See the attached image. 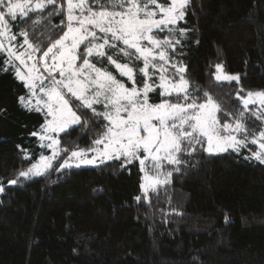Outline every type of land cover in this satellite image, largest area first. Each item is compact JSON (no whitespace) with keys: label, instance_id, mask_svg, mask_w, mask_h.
<instances>
[{"label":"trees","instance_id":"1","mask_svg":"<svg viewBox=\"0 0 264 264\" xmlns=\"http://www.w3.org/2000/svg\"><path fill=\"white\" fill-rule=\"evenodd\" d=\"M35 19L18 18L12 31L26 29L42 51L49 46L48 26L38 25L33 33ZM179 27L188 33L174 59L186 66L191 84L207 90L226 111L242 110L238 87L245 90L242 96L264 90V0H190ZM17 42L23 37L17 35ZM5 58L0 54V68ZM217 63L239 74V85H218L212 77ZM24 95L14 71H0V264H264V164L245 159L248 150L183 156L187 163L149 194L150 202L136 200L142 196L137 161L125 168L115 160L49 171L8 184L42 151L31 133L39 131L44 116L20 104ZM81 115L92 121L90 111ZM100 124L92 123L86 134L83 126L60 134V146L88 148ZM261 125L254 117L247 120L256 133Z\"/></svg>","mask_w":264,"mask_h":264},{"label":"snow or ice","instance_id":"2","mask_svg":"<svg viewBox=\"0 0 264 264\" xmlns=\"http://www.w3.org/2000/svg\"><path fill=\"white\" fill-rule=\"evenodd\" d=\"M189 4L190 0H0V54H6L0 71H14L28 89L19 97L20 104L44 116L39 131L31 133L39 137L38 160L8 184L49 171L62 173L115 160L125 168L138 161L144 175L142 196L136 200L150 202L149 194L167 185L173 171L187 163L182 157L198 150L239 154L251 143L258 150L245 159L264 164V128L256 133L247 126L250 117L264 123V90L242 96L245 90L238 87L235 95L242 110L233 115L207 90L191 84L186 66L174 59L188 33L179 23ZM32 15H37L33 33L38 25L48 26L49 46L38 59L41 45L30 42L29 32L12 31L18 18ZM61 15L60 24H51ZM58 31L62 35L52 40ZM165 32L168 35L161 38ZM140 62L143 66L136 67ZM212 77L218 85L240 82L239 74H228L220 63ZM156 96L159 102H153ZM84 111L91 112V122L78 114ZM92 123L100 124V131L87 149L60 146V134L70 135L79 126L86 134ZM166 166H174L173 171H165Z\"/></svg>","mask_w":264,"mask_h":264},{"label":"rangeland","instance_id":"3","mask_svg":"<svg viewBox=\"0 0 264 264\" xmlns=\"http://www.w3.org/2000/svg\"><path fill=\"white\" fill-rule=\"evenodd\" d=\"M62 35V34H61ZM59 38V37H58ZM27 46L25 45V48H26ZM23 49H21V51H22ZM47 50V48H45L44 50H42L41 52H38V53H36L35 54V57L38 59L39 58V56H41L42 54H43V51H46ZM33 61H28V63L29 64H31ZM16 64H17V66L18 67H20L21 68V70L22 71H24V68H23V66L22 65H20L19 64V61H17L16 62ZM97 66H99V65H97ZM228 74H233V73H228ZM19 80V79H18ZM23 82V81H22ZM24 83V82H23ZM158 83H159V79H158ZM27 93H28V89L26 88V95H27ZM26 95H24V96H26ZM79 115H81V113H78ZM82 116V115H81ZM83 117V116H82ZM262 128H264V123H262V125H261V129ZM261 129L257 132V133H259L260 131H261ZM38 137V136H37ZM38 139H39V137H38ZM38 144H39V146H40V141H38ZM205 147H206V145H205ZM84 149H87V148H84ZM242 149H245V150H248L249 151V154H247V155H251V152H255V151H257L258 150V145H253V144H251V143H249L248 144V147L247 148H242ZM42 152V151H41ZM41 152L39 153V155L41 154ZM43 154L44 155H50L51 154V150H43ZM39 155H38V157H39ZM38 157H37V159L36 160H38ZM254 159V158H253ZM255 160V159H254ZM257 161V160H256ZM34 162H36V161H34ZM34 162H32V163H34ZM62 162V161H61ZM137 163H138V165H139V162L137 161ZM30 167V166H29ZM57 167H59V164L57 163ZM173 167L174 166H166V168L164 169L165 171H173ZM139 168H140V165H139ZM141 171V170H140ZM174 172V171H173ZM143 175H144V173L143 172H141V183H142V177H143ZM141 185V184H140ZM140 189H141V187H140ZM141 193H142V190H141Z\"/></svg>","mask_w":264,"mask_h":264}]
</instances>
